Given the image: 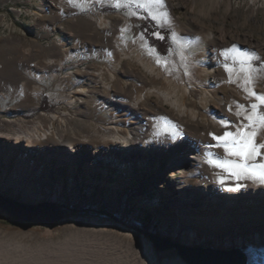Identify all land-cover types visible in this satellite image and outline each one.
Segmentation results:
<instances>
[{
  "label": "rangeland",
  "instance_id": "rangeland-1",
  "mask_svg": "<svg viewBox=\"0 0 264 264\" xmlns=\"http://www.w3.org/2000/svg\"><path fill=\"white\" fill-rule=\"evenodd\" d=\"M164 4L159 10L151 7L153 14H164L154 21L147 0H122L118 7L110 0H0V194L25 203L47 200L65 210L58 223L36 225L15 221L0 209V244L46 247L77 236L81 240L71 245L68 264H163V258L176 253H157L146 235L153 231L185 244L217 248L242 238L253 245L242 248L248 264L264 263L263 196L251 192L237 197L241 188L226 189L205 202L193 201L182 208L171 204L172 194L183 193L182 187L194 195L198 192L192 190L204 188L199 185L201 171L178 164L181 153L173 155L172 150L204 153L205 143L184 134L176 141L166 137L167 143L157 142L153 135L159 116L140 115L150 122L140 142L129 145L128 136V148L112 145L118 117L103 103L78 102L80 94L74 92L89 87L83 86L84 77L73 78L71 71H96V79L106 87L125 83L131 88L129 104L146 90L121 72V56L116 55L114 62L100 46L81 41L87 15L116 14L123 32H114L113 41L133 49L146 45L167 60L168 71L161 66L156 70L166 79L162 90L207 86L209 94L197 91L192 98L197 103L205 96L198 108L209 120H225L212 103L222 96L226 80L250 99L249 104L235 103L229 97L235 131L234 125L244 118L236 112L246 116L251 103L259 105L245 83L249 65L255 92L264 94V0H164ZM166 17L177 23L181 36L172 38L174 30ZM154 32L165 38L157 39ZM60 39L63 51L52 55ZM232 45L236 49L226 58L224 50ZM78 50L85 52L81 59L72 56ZM67 97L76 98V103H68ZM261 106L259 111H264ZM27 132L36 139L35 146L22 142ZM45 134L58 141L40 145ZM262 139L258 134L257 142ZM146 143H151L149 148H142Z\"/></svg>",
  "mask_w": 264,
  "mask_h": 264
},
{
  "label": "bare ground",
  "instance_id": "bare-ground-1",
  "mask_svg": "<svg viewBox=\"0 0 264 264\" xmlns=\"http://www.w3.org/2000/svg\"><path fill=\"white\" fill-rule=\"evenodd\" d=\"M82 1L99 3V0ZM110 1L114 6L121 5L122 3V0ZM165 22L172 26L174 30L173 33H176V37L181 36L176 22L171 23L168 18L165 19ZM119 23L120 18L116 14L98 13L95 15H87L83 23L85 28L80 32L83 38L81 41L87 45L96 44L100 46L104 49L105 55L110 56L114 62L116 55L121 56L124 59L120 67L121 72L143 85V87L146 88L144 93L136 96L133 104H129L127 99L130 97L131 88L126 86L125 83L108 84V87H106V83L100 84L96 79L98 77V72L96 71L85 73H77V71L70 72V75L73 78H76V75L84 77L86 82L83 86L89 87V89L80 88L79 90L74 91L76 94H80V100L78 102L92 100L97 103H103L106 107L111 108L114 117H118V120H120L119 124H116L115 126L116 132L112 135L116 138L115 141H117V139L120 140L116 143L114 141L112 145H117L120 148H128L129 145L133 144L136 146V144L140 142L139 140H141L143 135L147 134V130L150 128V122L146 121L140 115H149L151 117L167 116L169 119L180 125L183 134L187 136L188 139L199 141L206 145L211 144L213 146L211 149H207L204 153L196 152L193 149L172 150L173 155H176L177 152L181 153V155L178 156V164L195 167L201 171V183L199 185L204 187V190L200 188L192 190L198 192L197 195H194L182 187L184 190L183 193L176 190L174 194H172L171 204L178 208H182L189 206L193 201L205 202L210 196L212 197L215 194L219 195V193L226 192V189L234 188L236 183H242L244 185V187H241L243 193H238V195H236L237 197L251 192L264 197V185L254 182L252 179H242L237 181L224 169L213 167L206 162L207 159H209L206 155L209 150L218 153L220 156L225 155L222 148L215 146L217 142L213 140L212 136L209 134H222L225 130H231V123L235 121V116L229 110L232 106L229 97H231V100L235 103H248L250 99H246L244 95L243 97L237 90L232 88L233 86L230 87V81L226 80L225 85L227 86L222 90V96L220 98H215L213 103L212 101L211 103L214 108H216V111L224 116L225 120L230 123L226 127L225 125H222L218 119L209 120L210 118L206 117L207 115L205 116L203 111H200L198 108L203 107L205 96L199 97L197 103L192 98V93L197 91L209 94L210 92L207 86H187V84L186 86H182V88L179 87L180 89H176L177 86L162 90L161 87L166 79L161 78L159 75L160 72L158 73V71H156L157 68L160 67V65L155 62L158 55H155L153 52L150 53V49L146 45H142L138 49H133L131 47H123L118 40L113 41L111 38L114 32H119L120 34L123 32V25H120ZM63 46L64 42L60 39L58 43L53 46L55 51H52L51 54H61L63 51H61V47ZM84 53L83 51L78 50V52L72 56L74 57L77 55V57L81 59L83 58ZM35 69H37V67H34V70ZM42 71L46 72V70L43 69ZM249 85L251 86V89L255 91L253 84L249 83ZM66 101L74 104L76 103V98L67 97ZM165 104L169 105L170 109H166L164 107ZM49 118L52 121L54 117L49 116ZM25 136L27 137L24 138L22 142L26 144V146L36 145V139L33 140L28 132ZM128 136H130L132 141L130 144L126 140ZM57 141L58 139L56 136L52 134L51 136H47V134H45L38 143L42 145V143H52ZM155 141L167 143L166 137L156 138ZM150 144L151 143L141 144V147L148 149ZM156 144L153 143V147H155ZM261 159V157L257 158L258 161ZM221 179L224 180L223 184L219 182ZM223 185L227 188L223 187ZM77 238L78 237L75 236L73 239L65 240L61 244L48 245L46 247L37 245V247L25 248L19 244H0V264H68L70 261L67 258L71 257L72 253L71 245L73 246L78 244V242L80 243L81 239L79 240ZM172 239L177 241L175 238ZM244 243L243 239L239 238L235 245L226 243L223 248H243L244 246H253ZM257 243L258 242L256 241L255 244ZM163 264L185 263L175 255L174 258H163Z\"/></svg>",
  "mask_w": 264,
  "mask_h": 264
},
{
  "label": "snow or ice",
  "instance_id": "snow-or-ice-1",
  "mask_svg": "<svg viewBox=\"0 0 264 264\" xmlns=\"http://www.w3.org/2000/svg\"><path fill=\"white\" fill-rule=\"evenodd\" d=\"M147 5L149 6V14L152 20H158L164 15L162 13L153 14L151 10L152 6L157 10L164 8V0H147ZM140 6L144 7L146 5L142 4ZM152 35L157 39L165 38L158 32H154ZM172 38H176V33H172ZM235 49L236 45H232L231 49H225V57L227 58L228 52L234 51ZM149 51L151 53L154 49H150ZM255 59L259 60L260 57L255 56ZM155 62L163 67L165 71L169 70L167 60L157 57ZM241 63L243 64L244 61H241ZM224 67L226 70L231 71L227 63L224 64ZM251 71L252 69L249 65L247 70L248 74L245 77L246 84L252 81ZM245 91H248V89L246 88ZM249 94L259 101V105L257 103H251L248 109V115L246 116L241 111L236 112L237 116H243L244 118L239 124L234 125L235 131L225 130L222 134H209L217 142L215 146L222 148L225 155L220 156L218 153L209 150L206 153L209 157L206 162L213 167L224 169L237 181L252 179L254 182L264 185V151H262L264 150V139L260 143L257 142L258 134L264 138V111H259V106L264 105V94H257L255 91ZM239 108L245 109V105L240 104ZM156 119L158 123L154 125L157 129L153 135L154 139L167 137L172 141H176L183 135L180 125L167 116H159ZM245 120L247 121L246 123L244 122ZM220 123L227 127L230 122L222 119ZM206 147L211 149L213 146L209 144ZM258 157L262 159L258 161ZM219 182L223 184L224 180L221 179ZM241 187H244L242 183H236L235 187L229 190H239Z\"/></svg>",
  "mask_w": 264,
  "mask_h": 264
},
{
  "label": "water",
  "instance_id": "water-1",
  "mask_svg": "<svg viewBox=\"0 0 264 264\" xmlns=\"http://www.w3.org/2000/svg\"><path fill=\"white\" fill-rule=\"evenodd\" d=\"M0 209L18 222L52 225L65 217V210L55 202L25 203L0 194ZM157 253L174 251L185 264H248L246 251L239 247L217 248L185 244L146 232Z\"/></svg>",
  "mask_w": 264,
  "mask_h": 264
},
{
  "label": "built area",
  "instance_id": "built-area-1",
  "mask_svg": "<svg viewBox=\"0 0 264 264\" xmlns=\"http://www.w3.org/2000/svg\"><path fill=\"white\" fill-rule=\"evenodd\" d=\"M257 264H259V263H257Z\"/></svg>",
  "mask_w": 264,
  "mask_h": 264
}]
</instances>
